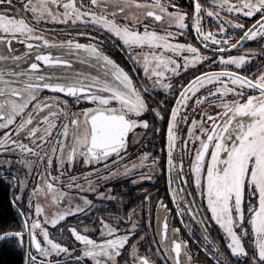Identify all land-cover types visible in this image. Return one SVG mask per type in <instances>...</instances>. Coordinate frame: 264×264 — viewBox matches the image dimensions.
<instances>
[{"label":"snow or ice","instance_id":"obj_1","mask_svg":"<svg viewBox=\"0 0 264 264\" xmlns=\"http://www.w3.org/2000/svg\"><path fill=\"white\" fill-rule=\"evenodd\" d=\"M190 3L191 10L180 0H0V166L15 162L26 169L23 177L16 172L9 177L7 169L0 167V178L12 181L9 204L17 217L11 224L0 225V245L19 250V264H86L89 258L91 264H155L147 254L150 245L144 253L140 251L146 234L139 231L138 209L133 206L121 215L123 197L114 195L110 184L101 190V181L124 177L137 185L153 179L159 158L142 152L127 159L128 149L143 135L138 128L148 130L153 121L151 126L159 133L156 124L165 120L168 187L176 211L196 217L200 206L195 195L199 194L210 213L198 219L205 256L211 264H233V260L264 264V69L258 74L244 72L255 49L226 54L245 41H264V0H209L207 7L202 0ZM49 23L83 26L85 31L76 35L91 39L84 43L75 38L49 39L45 34L49 29L44 27ZM189 29L203 50L178 39ZM99 33L112 43L113 37L119 39L118 47L133 66L131 72L142 71L139 81L103 49ZM13 41L23 45L24 51L18 52ZM42 47L58 51L53 55L41 51ZM73 59L98 71L72 70ZM40 62L65 71L43 70ZM202 64L215 70L200 71L187 83L174 86L182 72ZM156 89L168 92L175 104L164 106V100L154 104ZM229 94L234 98L228 99ZM213 105L220 110L213 111ZM182 122L187 128L183 140L178 127ZM186 155L191 160L192 191L183 187L189 182L184 173ZM77 163L90 167L66 175ZM34 168L43 184L29 191L27 178ZM54 168L58 175H53ZM65 178L67 188L79 190L76 195L81 202L68 200L62 211L52 217L45 214V223L58 226L73 213L92 212L97 205L87 195L81 196L83 191L117 204L109 214L113 222L98 217L99 238L65 225L79 242L78 249L52 238L40 219L44 213L40 195L53 193V201H62L68 194L54 181ZM150 201L145 190L142 203ZM161 208L165 218L157 243L163 248L164 264L169 259L172 264H185L182 253L192 264L187 240L173 238L168 243L169 210L163 199L157 203V210ZM148 216V227H152L150 207ZM206 220L219 226L231 259L210 239ZM60 256L64 259H56Z\"/></svg>","mask_w":264,"mask_h":264},{"label":"flooded vegetation","instance_id":"obj_2","mask_svg":"<svg viewBox=\"0 0 264 264\" xmlns=\"http://www.w3.org/2000/svg\"><path fill=\"white\" fill-rule=\"evenodd\" d=\"M181 4L186 7L187 9L191 10V3L190 0H180ZM202 3H205V6H209V0H202ZM30 15V14H29ZM251 20V18H247ZM151 23V20L149 21ZM207 24V19L205 20ZM159 22H157V25ZM45 28L49 29L46 34L47 38L49 39H68V38H75L80 42H88L91 38L87 35L77 36V32L85 31L83 26H68L65 27L63 24L58 23H49L44 25ZM209 27H214V25H210ZM54 30V31H53ZM89 32H94V29H87ZM240 34V33H238ZM101 37V43L103 49L112 56L118 63H120L126 70L130 71V74L133 75L134 80L139 81L142 76V71L137 68L135 73L131 72V68L133 67L130 61L127 59L126 54L120 50L118 45H120V41L117 38H112L114 43L109 42V40L104 38V33H99ZM182 42H193L197 47H200L203 50V45L200 44L199 41L195 39V32L194 30H187L184 36L178 38ZM264 44V41L258 40H249L245 41L242 47L237 49H230L226 52V54H240L243 53L245 49H255L256 54L254 55L253 59L248 63V66L244 68V72L247 73H254L258 74L261 69H264V50H261V45ZM13 47L17 49L18 52L24 51V46L21 44H17L13 41ZM41 51H52L53 55L57 53V49H47L42 47ZM30 56L34 58V53L30 52ZM42 65V69L46 71H55V72H63L65 69L61 67L49 68L48 66L43 65V62H40ZM26 66V65H22ZM215 67H218L216 65ZM72 70H79L83 72H97L96 68H92L87 64L80 63L79 60L73 59ZM208 70H215L213 66L208 64L197 65L195 69L188 71L187 73H181L179 77L174 80V86L178 85L181 81L187 83V81L194 75L198 74L200 71H208ZM45 94H52L49 90H45ZM178 94V92H177ZM65 95V94H60ZM191 96L192 94L189 93ZM228 99H233L234 97L229 94ZM159 100H164V106H170L175 104V100L172 96L166 92L164 89H156L154 94L153 103H157ZM193 101H190L192 103ZM80 106H88L86 103H82ZM162 106V107H164ZM213 111H219L220 109L216 106H212ZM200 111H203V106H201ZM167 115V113H165ZM196 118L199 119V113H196ZM153 121H150V127L148 130H143L138 128L137 131L143 133L140 136L139 141L135 144L129 145V157L127 159H135L139 157L142 152H149L151 153V158H159L158 163L156 164V171L152 173L153 179L151 180H144L139 182L137 185H132L130 183V179L132 178H118L114 179L109 182L101 181V190H105L108 185L110 184L113 190V194L117 196L123 197V204L121 206V215L127 213V211L133 206H135L137 211V219L141 221V226L139 231L144 232L145 239L140 243V251L144 253L148 246H151V250L147 251L149 257L155 261V264H164V253L163 248L157 243L160 240V236L158 234V230L160 229L161 225L163 224L165 218V209L161 208L157 210V203L163 199L164 204L167 206L168 215V243L171 242L173 238L180 239V240H187L188 241V248L191 250L192 253V264H211V258L206 257L203 251V244L205 243L203 235H202V226L198 222L200 217L204 215L210 216V213L206 212V200H202L199 194L195 195V199L197 201V205L200 206V212L197 213L196 217H193L190 213H184L181 216L180 213L176 211V203L172 201L171 192L169 191L168 187V172H167V122L162 121L159 124H156V127L160 128V132L156 133L154 128L151 126ZM190 124V120L188 121ZM181 128V139L183 140L187 136V128L183 122L178 125ZM3 130H0V134H2ZM198 131V129H197ZM55 135V133L53 134ZM189 147L192 148V143L189 142ZM176 152L174 151V156ZM192 157L194 158V149L192 150ZM29 159H35L34 157H29ZM151 163V160L145 162V168L143 169L144 172H148V165ZM190 163L191 160L189 156L184 157V173L185 176L188 178V184L183 185V187L187 188L189 191L195 189V184L193 182V177L190 174ZM4 169H7L5 175L11 176L12 173L16 172L19 173L21 177L25 176L26 169L23 166L13 163L10 165H2L0 166ZM88 167L90 166H83L80 163H77L73 169L69 170L67 174H77L83 171H87ZM44 170V165H39V171ZM53 175H58V172L53 169ZM51 180V177H48ZM27 182L29 185V191L31 187L37 183L43 184V179L37 175L36 168L33 169L31 174L27 178ZM57 184V188L64 189V191L68 194L64 197L62 201L59 203L53 201L52 195L53 193H49L48 195L41 194L39 197V203L42 204L44 208V213L41 214L40 219L44 226L49 229L50 236L56 239L58 242L61 243H68L70 247L77 248L79 247V242L75 241L74 237L70 236V231L67 226H76L78 230L82 232V234H88L93 236L94 238H99L100 233V225H99V216H104L105 219L109 220V222H113L110 213H113L117 209V204L108 200H100L97 199L94 193L83 191L80 192V195H87L89 199H92L94 203L97 205L92 212H88L85 210L83 214L81 213H73L67 217L63 221L58 222V226H53L44 222V215L46 214L49 217H52L57 212L62 211L64 206L67 205L68 200H72L75 202L79 201L76 193L79 191L75 188H67V179H62L59 182L54 181ZM80 183L83 185L84 181L81 180ZM179 183V182H177ZM176 184L173 185L175 187ZM0 187L5 190L7 194V206L11 208L9 204V198L12 195L14 189L12 188V181L11 179L4 180L0 178ZM86 187V185H85ZM147 191L151 195L150 204L142 203L144 199V191ZM27 196V193L25 194ZM188 200H192V196L187 197ZM36 201L34 200V203ZM102 205V206H101ZM151 208V223L152 227H148L149 224V216H148V208ZM181 207H186L185 204H181ZM158 217V219H157ZM123 227V225H121ZM205 226L207 227L209 236L211 240L217 241L220 246L221 250L224 251L225 255L231 259V255L229 250L226 247V241L223 239V234L219 229V226L212 220H206ZM87 228L88 232L84 233V229ZM178 228V232H174L173 229ZM63 229V233L61 235L60 230ZM156 241V242H153ZM160 247L161 252L158 254L156 249ZM76 255H79V251L77 250ZM56 259L63 260L64 257H56ZM181 259L185 261L187 264V258L181 254ZM86 264H91L90 258L87 259ZM168 264H172V261L169 259ZM233 264H240L239 260H233Z\"/></svg>","mask_w":264,"mask_h":264},{"label":"trees","instance_id":"obj_3","mask_svg":"<svg viewBox=\"0 0 264 264\" xmlns=\"http://www.w3.org/2000/svg\"><path fill=\"white\" fill-rule=\"evenodd\" d=\"M7 194L3 188L0 187V209L3 210L0 214V225L11 224L17 220L12 208L7 206ZM21 254L19 250L5 248L0 245V264H19Z\"/></svg>","mask_w":264,"mask_h":264}]
</instances>
